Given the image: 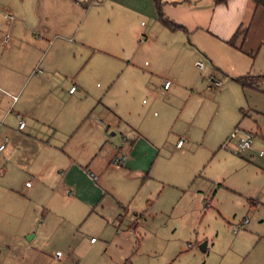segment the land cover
<instances>
[{
  "label": "crops",
  "instance_id": "crops-1",
  "mask_svg": "<svg viewBox=\"0 0 264 264\" xmlns=\"http://www.w3.org/2000/svg\"><path fill=\"white\" fill-rule=\"evenodd\" d=\"M23 2L28 7L31 6V10L34 11L33 17L28 16V20L23 14L26 8H18L24 6ZM33 3L34 0H24L20 3H16L15 0H0V7L4 5L3 7L9 9L11 21L12 13L16 14V18L14 17L9 25L10 29L5 32L7 34L0 38V140L3 133L12 134L9 140L7 135L4 136L8 144L5 146L4 143H0V146H4L0 152L5 150L4 155H1L10 160V163L7 162L10 168L9 177L20 172L28 177L24 180V188L25 194L30 197L29 202V199L39 198L44 194L34 206L40 209V213L46 211L43 221L37 219L40 231L48 227L46 218L53 207L59 208V200L71 201L68 214L72 220L79 221L82 215L91 213L99 215L98 212L104 209L112 211V216L109 218L100 216L99 234L104 240L98 241L95 235H91L89 240L91 237H95L96 240L93 243L86 241V252H106L112 244L117 253L107 257L106 264H135L138 248L131 249L128 254L127 235H122L123 233L117 228H115L116 234L114 233L112 237L104 234L107 229L114 232L113 225H121L128 215L127 223L131 224L128 229L133 230H130L129 234L132 239L135 238L132 233L141 220L140 216L135 217L137 212L134 206L138 194H141V199H145V206H149L150 196L162 194L165 188H171L169 190H174L171 192L173 195L189 196L187 203L191 200L192 203L198 202L200 209L196 208L198 211L195 214H201L207 211L205 203H208L201 190L206 187L209 190L208 184H213V181H222L218 184V190L233 192L234 187L228 184L226 187L225 184L230 182L238 170L227 171L228 165H226L220 169L222 174L203 177L200 170L204 168V164L197 162L192 168L180 169L175 179L167 181L163 177L166 173L165 168L168 167L167 158L160 159L158 167L153 169L161 156V149L172 145L175 137L170 133L163 135V132L157 129H153L154 132H147L144 128L145 107L143 111L137 113V118L131 124L121 121L122 105L117 116L110 111V105L108 106L105 101L109 96L111 69L114 68L109 62L110 51L121 53L122 65L132 67L127 60L133 59L139 48H133L131 40L134 34L138 36L140 33L137 32L139 17L145 16L153 22L152 27L147 29L148 33H153L156 23L165 28L161 29L162 33L166 28L171 32L180 30L185 33L200 28L205 29L211 37L223 45L234 46L239 42L245 52L253 54V51H257L258 54L264 52V7L256 6L253 0H37L35 8ZM40 9L41 15H39ZM160 16L182 28L169 29L162 23ZM142 24L141 22L140 25ZM238 29H245V33L234 45H230L228 41ZM143 38H140V42H143ZM127 42L130 49H135L128 56L125 50ZM97 79L105 82L106 90L97 89L100 86L95 83ZM172 79L178 80L174 77ZM122 82L133 87L128 94H125V91L121 95L118 94L119 99L123 101L126 98L130 100L132 92L140 94L146 91L151 80L140 78L133 82L127 80ZM165 82H170L167 89L164 88ZM171 84L168 79L162 82V93L166 97L169 91L165 90H169ZM151 85L149 84L148 91L151 90ZM71 87H74L72 92H70ZM240 87L242 91L249 89L241 85ZM193 95L188 93L187 100L193 98ZM156 100L157 97L148 105V111L155 107ZM9 108L17 112L15 118L10 117L15 120L16 128L9 126H15L13 120L6 122L9 115L7 112L11 110ZM160 108L162 113L159 119H155V128L163 127L162 122L172 115V110L167 105H162ZM191 114L196 119L194 124L204 117V108L201 112L199 107H194L192 112L190 109H181L175 121L178 123L177 128L188 135L190 121L188 117ZM244 116L249 117L247 111L244 112ZM19 121L24 122L22 129L18 128ZM5 122L6 125H3ZM225 126L227 131L231 127ZM110 129L113 131L110 136L115 135L114 129H120L123 132L122 137L126 138L124 144L122 141L126 158L121 166L111 163L119 147L116 148L108 139ZM179 140L176 139V150L183 153L184 151L181 150L183 144L177 146ZM126 143H129L127 151L124 150ZM223 145L224 142L220 144V148ZM214 147L210 145L206 148L207 154ZM221 158L224 162L233 161L231 158L237 159L231 154L221 155ZM18 161L23 163L20 164ZM244 165L250 164L240 163L241 167ZM3 173L4 171L1 170L0 174ZM90 173L97 179L94 180ZM171 177L173 176H166V178ZM16 179L17 177L14 176L12 183H9L10 187ZM26 182H30V185L27 186ZM215 193L216 190L212 194L213 197ZM248 203L249 211L253 215L257 214L259 207H264V200L260 198ZM27 206L29 208V204ZM111 207L116 209L113 211ZM183 208L182 212L190 211V206L186 205ZM35 211L33 208V213ZM203 216L204 214H201V219ZM180 220L183 224L186 223L184 217ZM244 220L246 218L237 221L233 219L230 225L234 233H237L236 227L244 228L252 224L248 218L245 224ZM259 233H250L257 234L258 240L255 242L252 240L249 246L243 245L246 255L241 253L242 251L236 252L240 257L238 259L235 257L236 260L233 257L230 264H264V234ZM34 236H28L27 240H31ZM175 239L180 241L178 237ZM204 241L203 252L207 253L209 245L212 249L216 248L215 242L218 243V236L215 240L205 238ZM28 248L29 246H26L29 252ZM186 248L188 251L181 249L174 254L172 263L176 260L180 261L187 255H194L189 252L193 244L187 243ZM56 251L61 250L55 249L52 256L41 260L26 252L24 254L26 260H22L24 263L20 264H98L100 262V257L87 261L74 259L71 262L66 259L67 256L63 255L62 251L61 257L55 259ZM251 253L253 255H250Z\"/></svg>",
  "mask_w": 264,
  "mask_h": 264
},
{
  "label": "rangeland",
  "instance_id": "rangeland-1",
  "mask_svg": "<svg viewBox=\"0 0 264 264\" xmlns=\"http://www.w3.org/2000/svg\"><path fill=\"white\" fill-rule=\"evenodd\" d=\"M15 1L20 3L24 0ZM36 2L37 0H34V8ZM23 4L24 6L18 8H26L27 11L25 10L23 14L28 20V16L33 17L34 11L25 2ZM3 6L0 7V38L7 34L5 32L10 29V23L13 22L14 17L16 18V14L12 13L13 20L11 21L9 9ZM39 15H41V9ZM141 22L142 25H140ZM152 23V20L145 16L139 17L137 21V32L140 31V33L138 36L134 34L131 41L132 47L139 48V50L133 59L127 60V63L130 62L132 67L122 65L121 53L113 51L109 53V62L114 65V68L111 69L109 96L105 101L108 106L110 105V111L117 116L122 105L121 121L131 124L137 118V113L143 111V107H145L143 112L146 114L145 130L154 132L153 129H157L162 131L163 135L170 133L175 137L172 145L161 149V156L153 167V169L157 168L160 159L167 158L168 167L165 168L166 173L163 176L167 181L175 179L176 174L180 173V169L192 168L197 162L204 164V168L200 170L203 177L222 174L220 169L226 165H228L227 171L238 170V173L231 180L229 179L230 182H225L226 187L227 184L234 187L232 188L233 192L225 189L218 190V184L222 181H213V184H208L209 190L207 187L201 190L208 202L207 211L201 212L204 214L202 219L201 214H195L198 211L196 208H199L198 202L192 203L191 200L190 203H187L189 196L173 195L171 192L174 190L165 188L162 194L157 193L149 197V206H145V199H141V194H138L134 206L137 212L135 217L140 216L141 220L139 221L137 218L138 226L132 233L135 238L132 239L129 234L133 230L128 229L131 225L127 223L128 215L121 225H113L114 232L107 229L104 235L112 237L114 233L116 234L115 228L121 231L122 235H127L129 238L126 248L128 254L131 249L138 248L135 264H230L233 257L234 259L240 257V254L236 252L242 251L241 253L246 255L243 245L249 246L252 240L254 242L258 240V235L250 234L251 232L264 234V207H259L257 214L253 215L249 211L248 203L254 199L259 200V198L264 200V52L247 53L241 49L239 42H236L234 46L223 45L211 37L205 29L200 28L188 30V33L180 30L171 32L166 28L162 33L161 29L165 28L156 23L153 33H148L147 29L152 27ZM141 37H144L143 42H140ZM126 46L125 50L128 56L135 49H130L128 42ZM196 60L203 62L202 70L195 67ZM245 75L260 77L258 82L253 84L256 89L249 88L242 91L234 79ZM173 77L178 80L174 81ZM140 78L151 80L149 84H152L150 90L152 94L147 90L150 89L148 84L147 92L144 91L140 94L132 92L130 100L119 99L118 94L121 95L124 91L125 94H128L133 89L128 84L124 85L122 81L133 82ZM165 79L172 82L170 89L165 90L169 91V95L166 94L167 97L162 93V82ZM215 81L221 83L219 87L213 86ZM95 83L100 85L96 86L98 90L105 88L104 81L97 79ZM188 93H193V98L187 100ZM155 97H157L155 107L148 111V105ZM162 105L170 107L172 115L162 122L163 127L155 128V119L161 117L160 107ZM194 107H199L200 112L204 108V117L194 124L196 119L192 114L188 117L190 120L188 135L177 128L178 123L175 121L178 119L181 109H190L192 112ZM9 111L7 112V115L9 114L7 123L13 120L10 118L11 116L15 118L17 114L14 109ZM246 111L249 117L245 118L244 112ZM6 122L3 125H6ZM13 122L15 126H9L16 128L15 120ZM225 125L231 126L228 131ZM237 125L238 127H236ZM238 129L254 135L251 147L243 152L238 151L237 139L230 137V134ZM111 132L113 131L110 129L108 139L116 148L120 147L123 132L120 129H114L115 135L110 136ZM5 133L1 137L0 143H4L6 146L12 134ZM5 135L8 137L7 141H5ZM178 138L183 144L181 148L183 153L176 150L175 143ZM222 142L224 145L220 148ZM128 144L124 145L125 151L129 147ZM200 144L202 145L200 146ZM210 145L215 147L207 154L206 148ZM4 151L0 152V172L4 171L3 174H0V259L4 262L3 264H20L26 260L24 259L26 252L41 260L44 257L52 256L55 249L61 250L63 255L67 256L66 259L71 262L74 259L87 261L100 257L98 264H106L107 257L117 253L114 246L111 244L106 252L92 253L89 251L88 253L85 243L89 241L91 235H95L98 241L104 240V237L99 234L100 216L109 218L112 216V211L104 209L98 212L99 215L91 213L82 215L79 221L72 220L68 214L71 201L59 200V208L53 207L46 218L47 220L45 219L48 222V227L40 231L37 219L43 221L42 218L46 211L40 213V209L34 206L44 194L39 198L29 199V202L28 198L30 197L25 194L24 188V180L28 177L21 172L14 175L17 179L12 185L13 187H10L9 183H12L14 176L9 177L8 170L10 168L7 162L10 163V160L2 156ZM260 152L262 155H259ZM224 154L234 155L237 159L231 158L235 162L232 160L224 162L221 158V155ZM241 162L250 165L241 167ZM18 163L22 164L23 162L18 161ZM92 172L95 173V171ZM166 176L173 177L166 178ZM227 176L230 177V175ZM215 190L216 193L213 197L212 194ZM186 205L190 206V211L182 212ZM33 208L36 210L34 213ZM115 209L111 207V210ZM181 217H184L185 224L180 220ZM243 218L246 220L248 218L252 224L244 228L236 227L237 233H234L230 223L233 222V219L237 221ZM30 235L34 237L27 240ZM216 236H218V243L215 242V249L209 245V251L205 253L199 248L200 244L205 242V238L215 240ZM177 237L180 241H176ZM187 243L193 244V248L189 252L194 255H187L180 261L176 260L172 263L176 252L181 249L188 251ZM166 245L168 248L165 249ZM26 246H29V252L26 250ZM172 248L178 251H174ZM216 251L224 253H215Z\"/></svg>",
  "mask_w": 264,
  "mask_h": 264
},
{
  "label": "built area",
  "instance_id": "built-area-1",
  "mask_svg": "<svg viewBox=\"0 0 264 264\" xmlns=\"http://www.w3.org/2000/svg\"><path fill=\"white\" fill-rule=\"evenodd\" d=\"M195 66L197 67V69L202 70L203 69V62L202 61H197V62H195ZM220 84L221 83L219 81H215L213 83V86L214 87H219ZM169 85H170V82H165L164 83V88L167 89ZM72 91H74V87L70 88V92H72ZM23 127H24V122L23 121H19L18 128L22 129ZM230 137L237 139V146H238V151L239 152H243L244 150L250 148L251 144L253 142V139H254V135H252L249 132L240 131L239 129H238V131L237 130L233 131L230 134ZM122 141H123V144H124L126 142V138L122 137ZM123 144L118 148L117 154L114 155L113 158L111 159V163L113 165L121 166L124 163L126 155H125V152L123 151ZM180 145H181V140H179L178 143H177V146H180ZM3 147L4 146L1 145L0 149H2ZM259 155H262V152H260ZM90 176L94 180L97 179V177L95 175H93L92 173H90ZM26 185L29 186L30 182H26ZM68 194H70V192H68ZM205 207H208V203H205ZM243 223L244 224L247 223V220H244ZM95 240H96L95 237H91L89 241L91 243H93V242H95ZM54 257H55V259H59L61 257V252L60 251H56L55 254H54Z\"/></svg>",
  "mask_w": 264,
  "mask_h": 264
},
{
  "label": "trees",
  "instance_id": "trees-1",
  "mask_svg": "<svg viewBox=\"0 0 264 264\" xmlns=\"http://www.w3.org/2000/svg\"><path fill=\"white\" fill-rule=\"evenodd\" d=\"M216 1H225V0H216ZM253 2L255 3L256 6H262L264 7V0H253ZM162 23L168 27L169 29H179L182 28L180 25L173 23L172 21L168 20L167 18H164L162 16H160ZM245 33V29L240 30L238 29L232 36V38L228 41V43L230 45H234V43L236 42V40L238 38H240L241 36H243ZM257 79H254V78ZM260 79V77H255V76H251V75H245V76H241V77H237L234 80L236 82H238L243 88L244 87H249V88H255L253 86V84H255L256 82H258V80Z\"/></svg>",
  "mask_w": 264,
  "mask_h": 264
},
{
  "label": "water",
  "instance_id": "water-1",
  "mask_svg": "<svg viewBox=\"0 0 264 264\" xmlns=\"http://www.w3.org/2000/svg\"><path fill=\"white\" fill-rule=\"evenodd\" d=\"M202 251H204V248H205V242H203L202 244H200V247H199Z\"/></svg>",
  "mask_w": 264,
  "mask_h": 264
}]
</instances>
